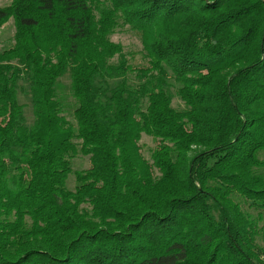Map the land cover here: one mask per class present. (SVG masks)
I'll use <instances>...</instances> for the list:
<instances>
[{
	"label": "trees",
	"instance_id": "trees-1",
	"mask_svg": "<svg viewBox=\"0 0 264 264\" xmlns=\"http://www.w3.org/2000/svg\"><path fill=\"white\" fill-rule=\"evenodd\" d=\"M9 20L0 264H264V0H12Z\"/></svg>",
	"mask_w": 264,
	"mask_h": 264
},
{
	"label": "rangeland",
	"instance_id": "rangeland-1",
	"mask_svg": "<svg viewBox=\"0 0 264 264\" xmlns=\"http://www.w3.org/2000/svg\"><path fill=\"white\" fill-rule=\"evenodd\" d=\"M12 0H0V8H5L10 5ZM14 29L12 20L7 21L1 28H0V52L4 49H7L12 44V37H13ZM110 40L113 43L120 44L122 46L123 52L126 54H131L134 59L135 64L140 66L142 63L139 60V52L141 51V43L138 36L128 30L127 28L119 29L114 35L110 37ZM68 77V76H67ZM65 77L62 78L60 81L61 86V94L66 98L67 102H71L72 99L69 95V79ZM24 91H26V86H24ZM19 101L27 106V113L26 119L28 122L31 120L30 115V101L29 96L27 94H23L19 96ZM173 106L179 107L182 104L179 102L178 99H173ZM68 120H71V115L67 116ZM140 145L142 149V155L145 159H149L151 152L156 148L157 143L149 137L142 136L140 140ZM260 158L263 157L262 154L259 156ZM72 171H83L89 168V161L87 158L82 156H77L71 162ZM75 187V179L73 174H70L66 180V188L68 190H73ZM262 238H264V230L262 231ZM258 243H262L261 239H259Z\"/></svg>",
	"mask_w": 264,
	"mask_h": 264
}]
</instances>
